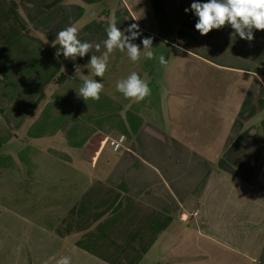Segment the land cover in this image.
I'll return each mask as SVG.
<instances>
[{"label": "crops", "instance_id": "obj_1", "mask_svg": "<svg viewBox=\"0 0 264 264\" xmlns=\"http://www.w3.org/2000/svg\"><path fill=\"white\" fill-rule=\"evenodd\" d=\"M193 2L0 0V264H264V30L202 36ZM113 19L141 58L111 53L85 101ZM68 26L100 50L58 56ZM133 71L139 103L116 90Z\"/></svg>", "mask_w": 264, "mask_h": 264}, {"label": "clouds", "instance_id": "obj_2", "mask_svg": "<svg viewBox=\"0 0 264 264\" xmlns=\"http://www.w3.org/2000/svg\"><path fill=\"white\" fill-rule=\"evenodd\" d=\"M189 10L193 11L195 16L198 17L195 29L202 36L207 35L213 29L219 30L226 25H230L234 30V34H238L241 39L251 41L254 39V29L264 30V0H207L204 3L194 0L191 8H186L185 12ZM105 31L107 39L103 41V45L106 51L101 56L91 55L88 64L85 65L90 70V74L80 76L82 86L77 91V95L85 101L100 99L104 84L90 77L103 78L108 68L111 53L117 49L121 52L126 51L128 58L133 63L141 58L140 46L132 43L141 35L137 24H132L122 31L113 19L109 22ZM125 31L131 33V35H125ZM56 43L60 45V51L57 52V55L59 56L62 53L65 59L71 60H75L77 57H85L93 47L97 51L101 47L100 44L93 45L89 42H81L78 39V29L74 26H68L56 33L53 47ZM141 43L143 44V56L146 59H153L154 52L151 50L153 38L145 37ZM180 50L183 51V49ZM159 63L161 65L167 64V60L163 55L159 56ZM116 90L126 99H132L137 103L151 95L149 83L135 71L126 78L118 80ZM56 264H71V257H61L56 261Z\"/></svg>", "mask_w": 264, "mask_h": 264}, {"label": "trees", "instance_id": "obj_3", "mask_svg": "<svg viewBox=\"0 0 264 264\" xmlns=\"http://www.w3.org/2000/svg\"><path fill=\"white\" fill-rule=\"evenodd\" d=\"M155 13L157 14V17H160L164 15L165 13V3L164 0H153ZM63 79L62 77L59 79V81ZM1 151V146H0Z\"/></svg>", "mask_w": 264, "mask_h": 264}, {"label": "built area", "instance_id": "obj_4", "mask_svg": "<svg viewBox=\"0 0 264 264\" xmlns=\"http://www.w3.org/2000/svg\"><path fill=\"white\" fill-rule=\"evenodd\" d=\"M124 139H125V138H123V140H122V141L120 140V142H119V143H120V145H119V149H120V150H123V149H124V144H125ZM261 171L264 172V164H263V166H262V168H261Z\"/></svg>", "mask_w": 264, "mask_h": 264}, {"label": "rangeland", "instance_id": "obj_5", "mask_svg": "<svg viewBox=\"0 0 264 264\" xmlns=\"http://www.w3.org/2000/svg\"><path fill=\"white\" fill-rule=\"evenodd\" d=\"M166 53H167V51H166L165 47H164V46L161 47V55H165ZM263 257H264V255H263ZM260 261H261L262 263H264V258H263V259H260Z\"/></svg>", "mask_w": 264, "mask_h": 264}]
</instances>
